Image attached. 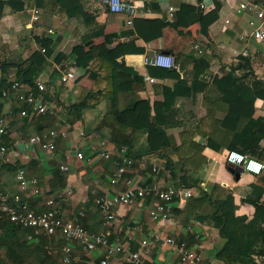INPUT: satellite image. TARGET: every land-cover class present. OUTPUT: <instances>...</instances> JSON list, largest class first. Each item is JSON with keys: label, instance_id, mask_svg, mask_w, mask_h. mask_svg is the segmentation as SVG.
I'll return each instance as SVG.
<instances>
[{"label": "crops", "instance_id": "crops-1", "mask_svg": "<svg viewBox=\"0 0 264 264\" xmlns=\"http://www.w3.org/2000/svg\"><path fill=\"white\" fill-rule=\"evenodd\" d=\"M27 1L29 6L26 11L13 13L7 8L5 17L0 21V37L2 38L0 80L7 78L5 84L16 78L18 62L39 49L36 39L33 38L35 34L44 32L53 45H56L54 40L58 34L62 35V42L57 47L68 53L72 45L81 42L83 35L90 31L88 23L91 21L104 24L106 32L118 31L120 36L114 43H107L102 35L94 36L86 44L87 47H97L118 67L130 65L137 69L143 75V80L138 82L131 75L121 74V85L134 86L141 97L149 98L152 104L163 99L161 92L163 84L173 85L177 80L151 75L143 62L144 54L152 55L154 52L172 54L176 59L177 68L181 60L185 65L182 76L191 79L194 75L191 55L195 52L199 53L194 44L199 43L203 49L202 53L209 54L213 62L223 61L227 64L232 62L236 51L248 45L258 75L264 76V44L252 38L241 39L238 36L241 31L248 29V14L240 16L233 12L234 5L242 0H220L222 3L220 9L216 7L215 0H146L152 10L135 16L131 24L127 23L125 14L109 11L106 0H81L85 7L84 17L81 19L68 17L56 6L54 9H46V12L49 11L50 23L41 18L32 27L29 26L31 17L29 10L35 7V0ZM200 2L206 5L201 21L190 25L180 24L179 30L171 25V21L184 18ZM169 6L175 7L172 20L169 18ZM41 10L43 12V9ZM226 16L232 18L233 23L230 26L224 23ZM84 19L87 22H84ZM158 27H162L161 36L150 40H145L141 36L142 32ZM50 28L55 30L54 34L50 33ZM26 36L29 38L23 41ZM130 39H135L136 44L144 46L145 50L142 53H127L126 44ZM220 41L223 43L220 44ZM2 49L6 50L5 53L7 52L5 55ZM62 57L60 61L53 58L44 61L39 74L50 82L48 99L55 105V114L45 118L36 115L26 116L22 114V104L13 95L9 98L0 97V107L6 111L9 118L10 136L27 137L34 133L47 132L50 128H57L64 132V135L56 139L57 145L54 151H47L35 145L30 149L21 148L4 156L0 155L2 189L12 196L19 194L36 210L45 206L47 198L55 197L59 212L65 218L80 220L89 230L107 234L112 240L119 238L127 243L130 250L141 251V262L136 263L129 258L128 254L109 255L104 247L87 251L73 240L74 261L71 264H102L101 260L104 258H110L114 264H188L181 259L172 245L165 241L167 236H174L177 240L187 241L194 246L202 253L205 264H227L218 254L225 244L226 237L210 222L198 220L188 208V200L174 202L172 217L167 220H156L151 217L150 208L153 200L148 198H138L132 203L117 206L116 217L110 222H105L101 212L94 205L96 196L111 195L125 189V180L128 177L146 181L157 180L163 185H187V182L190 184V182L194 183L195 179H200L202 188L209 192L216 183H222L231 188L236 202L239 203L237 212L247 214L249 217L253 216L254 206L248 202L243 203L242 198L252 191L251 183L256 180L255 174L243 170L238 177V174L234 173L238 170L226 161L227 149L218 150L209 146L198 129L188 125L209 111V107L203 103L205 93L200 90L203 85L206 86L207 81L200 79L196 98L184 100L183 105L178 108L179 118L187 122V126L174 136L177 144H184L207 157L199 172L190 174L181 170L180 156L169 148H165L162 153L158 146L163 140V135L154 129L151 131L150 138L155 151L145 154L140 161L129 168L123 177L113 182L117 169L116 155L106 158L102 152L116 153L115 146L108 140L102 144L92 140L94 132L88 135L84 133L85 122H91L93 118L99 120L96 114L100 108L108 107L109 100L96 107H87L84 111L85 117H80L78 104L86 106L89 97L87 93L84 98H80L81 92L84 88L91 87L93 79L89 76L88 69L69 65L70 60ZM68 70L76 73L70 89L66 83L61 82L59 77L60 73ZM210 74L214 75L211 76L213 81L217 73L212 71ZM146 76H152L155 79L152 81L146 79ZM179 104H182V101ZM256 104V113L264 115V99L258 98ZM109 131L106 128L104 133L110 135ZM2 139H8V137L0 138ZM79 153H83L85 158H79ZM63 163L70 166L69 170L60 168ZM153 164L159 166V172L151 171L150 167L143 168L144 165ZM20 168H25L27 176L38 177L39 193L31 188L24 190L19 186L16 174ZM191 187L196 196L201 193L196 186ZM213 211L214 207L211 203L206 202L199 212L212 213ZM0 231L1 234L4 232L2 229ZM196 234L199 236L196 237ZM34 239V242L20 246L22 240L18 236L8 237L6 234L1 240L5 246L2 245L0 248L2 261L0 264H58L56 255L47 258L42 249L45 243L62 245L65 242L62 234L58 232L52 237L40 234L35 235ZM144 239L147 240V245L142 248ZM7 242L10 245L6 246ZM254 258L258 262H263L264 254L255 255ZM248 259V256L241 257L244 263Z\"/></svg>", "mask_w": 264, "mask_h": 264}, {"label": "trees", "instance_id": "trees-1", "mask_svg": "<svg viewBox=\"0 0 264 264\" xmlns=\"http://www.w3.org/2000/svg\"><path fill=\"white\" fill-rule=\"evenodd\" d=\"M215 4L218 9L222 6L220 0H215ZM28 6L27 0H0V21L5 17L7 8L13 13H19L26 11ZM35 6L44 11L58 6L70 18L81 19L85 13L81 0H35ZM203 14L202 7L195 5L193 11L182 19L171 21V25L179 30L180 24L190 25L201 21ZM83 21L87 22L86 19ZM88 25L90 31L83 35L81 42L73 44L68 53L57 47L62 42V35L58 34L54 40L56 45H53L44 32L35 34L33 38L37 42L44 40L47 49L45 52L36 49L28 58H22L18 62L16 78L31 82L39 77L44 61L49 58L60 61L61 56L66 57V60H70L69 65L88 69L89 76L93 79L91 87L84 88L81 92L80 98H84L87 93L89 97L86 106L78 104L80 117H85L84 111L87 107H96L109 100L108 107L100 108L96 114L99 120L93 118L91 122H85V135L94 132L92 140L100 144L108 140L115 148L127 147V154L132 158L134 165L145 154L155 151L150 138L151 131L155 129L163 135V140L158 146L161 152L163 153L165 148L174 151L180 156L181 170L196 174L207 157L184 144L176 143L174 136L187 126V122L179 118L178 108L183 105L184 100L195 99L199 91L198 81L215 71L217 75L212 82V89L206 91L203 96V103L209 107V111L188 125L195 126L194 128L205 137L207 144L215 149H237L264 160V115L256 113L258 98L264 99V76L258 75L251 56L227 64L223 61L213 62V58L207 53L195 52L191 55L194 64V75L191 79L182 76L185 68L182 60L178 68L146 64L151 75L177 80L173 85L163 84V99L152 104L149 98L141 97L134 86L121 85V74L131 75L135 81H142L143 75L137 69L130 65L118 67L97 47L88 48L86 45L92 37L101 35L107 43H114L120 33L106 32L105 25L96 21H91ZM161 34L162 27H158L142 32L141 36L150 40ZM144 50V46L137 45L135 39H130L126 44L127 53H142ZM5 81L7 78L1 79L2 84H5ZM181 101L182 104H179ZM106 128L110 130V135L104 133ZM234 173L238 174L237 171ZM255 176L256 180L251 183L252 191L242 198L243 203L248 202L255 208L251 217L237 212L239 203L236 202L232 189L222 183H216L209 192L202 188L200 179H195V184L187 182V186L194 185L201 192L188 198L191 213L195 214L198 220L210 222L218 227L226 237L225 244L218 254L227 264H239V261L240 264H264V261L258 262L254 258L255 255L264 254V170ZM206 202L214 207L212 213L199 212ZM48 207L45 204L39 210ZM0 229L4 231L2 234L0 231V242L6 234L8 237L18 236L22 240L20 246L35 241L34 237H28L32 232L30 227L16 226L2 217ZM1 243L0 248L5 246V243ZM46 244L43 249L49 258L52 255L47 252ZM8 245L9 242L6 243V246ZM242 256H248L249 259L244 263Z\"/></svg>", "mask_w": 264, "mask_h": 264}, {"label": "built area", "instance_id": "built-area-1", "mask_svg": "<svg viewBox=\"0 0 264 264\" xmlns=\"http://www.w3.org/2000/svg\"><path fill=\"white\" fill-rule=\"evenodd\" d=\"M106 5L111 12L121 13L126 15L127 23L131 24L135 16L142 12H150L152 9L146 3V0H106ZM199 5L202 9L206 8L204 2ZM169 18L172 20L175 14V7L169 6ZM30 25L39 22L42 16L41 8L35 6L30 10ZM234 13L238 15L248 14V29L239 33V38H252L260 44H264V3L263 0H242L234 5ZM226 26H230L233 21L231 16L224 17ZM51 34L55 30L49 29ZM220 44L223 42L220 41ZM39 49L45 52L47 47L44 40L37 42ZM199 52H203L199 43L194 44ZM252 52L248 45L236 51L232 57V61L239 62L240 58L251 56ZM144 64L159 65L165 67H177L175 57L170 53L154 52L144 54ZM76 73L73 70H68L60 73L61 82L66 83L67 87L71 88V82L74 80ZM146 79L154 81V77L146 76ZM50 90V82L42 77H37L31 82L21 79H13L8 84H2L0 80V97L9 98L14 96L18 102L22 104V114L36 115L42 118L55 114L56 109L53 102L49 101L48 93ZM10 123L6 111L0 107V155H6L15 152L21 148L30 149L35 145L40 146L44 150L54 151L56 149V139L64 135V132L57 128H50L44 133H34L27 137L10 136ZM207 143V142H206ZM116 153L112 151H103L102 155L106 158H111L116 155V177L112 179L117 182L119 177L128 172L133 166V160L128 156V148L116 147ZM118 151V152H117ZM79 158H85L83 153L78 154ZM226 161L233 165H240L245 171L253 174L261 173L264 167L260 168L259 172L250 169L249 165L255 162L259 165H264V160L244 153L237 149H229L226 151ZM2 162L0 161V167ZM150 167L151 171L159 172L160 168L157 164L144 165L143 168ZM63 170H69L70 166L66 163L60 165ZM16 180L19 186L26 190L31 188L36 193L40 192L39 179L37 176H27L25 168H20L16 174ZM125 189L114 194L98 195L94 199V205L101 212L105 222H110L116 217V207L122 204L132 203L135 199H150L153 200V205L150 208V215L156 220H167L172 217L174 202L188 200L195 194L193 187L182 184L163 185L160 181H146L128 177L125 180ZM71 192V190H67ZM62 195V194H61ZM45 204L49 207L43 210L32 208L19 194L13 196L2 189L0 182V217L11 221L16 226L30 227L32 232L28 237L33 238L35 235L44 234L48 237L56 235L58 232L62 234L65 242L62 245L47 243L45 248L51 255L58 257V264H71L74 261L72 241L76 240L85 250L91 251L99 247L106 248L109 255L114 253L128 254L129 258L134 262H141V251H132L127 243L121 239L112 240L107 234L94 232L89 230L80 220L65 218L60 214L55 197L46 199ZM199 235L196 234V237ZM165 241L172 245L181 259L188 264H205L201 252L197 251L194 246L184 240H177L174 236H167ZM147 245V240L142 241V248ZM102 264H114L110 258L101 260ZM156 264V263H153Z\"/></svg>", "mask_w": 264, "mask_h": 264}, {"label": "rangeland", "instance_id": "rangeland-1", "mask_svg": "<svg viewBox=\"0 0 264 264\" xmlns=\"http://www.w3.org/2000/svg\"><path fill=\"white\" fill-rule=\"evenodd\" d=\"M41 18H43L44 19V21H46L47 23H50L51 22V20H50V17H49V11H44L43 10V12H42V16H41ZM29 37L28 36H26V38H24L23 39V41H25V40H27ZM3 39H4V37H3ZM1 41H2V38L0 37V43H1ZM3 50V51H2ZM1 51L2 52H4V55L7 53H5V49H2ZM211 76H214V75H212V74H208L206 77H205V80L208 82H205L206 83V85L207 86H209V88L207 87V86H205V85H203L202 87H201V91H204V93L206 92V91H208V90H210V89H212V82L214 81H212V78H211ZM216 78V77H215ZM211 86V87H210ZM204 87V88H203ZM203 88V89H202ZM207 88V89H206ZM195 114H197L196 112H195ZM152 140H153V138H152ZM42 250H44V249H42ZM44 252V251H43Z\"/></svg>", "mask_w": 264, "mask_h": 264}, {"label": "clouds", "instance_id": "clouds-1", "mask_svg": "<svg viewBox=\"0 0 264 264\" xmlns=\"http://www.w3.org/2000/svg\"><path fill=\"white\" fill-rule=\"evenodd\" d=\"M232 165V164H231ZM250 169L253 170V171H256V172H259L260 171V168L261 167H264V165H259V164H256L255 162H252L250 165H249Z\"/></svg>", "mask_w": 264, "mask_h": 264}, {"label": "water", "instance_id": "water-1", "mask_svg": "<svg viewBox=\"0 0 264 264\" xmlns=\"http://www.w3.org/2000/svg\"><path fill=\"white\" fill-rule=\"evenodd\" d=\"M232 166H233V168L235 170H238L237 172H238V177H239L240 176V173L244 170L243 167L240 166V165H233V164H232Z\"/></svg>", "mask_w": 264, "mask_h": 264}]
</instances>
